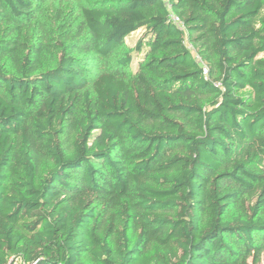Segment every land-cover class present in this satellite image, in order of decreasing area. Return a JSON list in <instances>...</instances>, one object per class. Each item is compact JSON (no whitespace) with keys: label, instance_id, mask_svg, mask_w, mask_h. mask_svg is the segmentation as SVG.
I'll use <instances>...</instances> for the list:
<instances>
[{"label":"trees","instance_id":"obj_1","mask_svg":"<svg viewBox=\"0 0 264 264\" xmlns=\"http://www.w3.org/2000/svg\"><path fill=\"white\" fill-rule=\"evenodd\" d=\"M51 2L0 0V264H261L264 0Z\"/></svg>","mask_w":264,"mask_h":264},{"label":"rangeland","instance_id":"obj_2","mask_svg":"<svg viewBox=\"0 0 264 264\" xmlns=\"http://www.w3.org/2000/svg\"><path fill=\"white\" fill-rule=\"evenodd\" d=\"M51 1H53V0H50V2ZM75 1H77V0H75ZM141 33H142V30H138L137 32L133 33L130 37H128L127 38L128 45H134L136 43L137 39L139 38V36L141 35ZM137 62H138V59H135L134 63L137 64ZM261 264H264V260L262 261Z\"/></svg>","mask_w":264,"mask_h":264}]
</instances>
